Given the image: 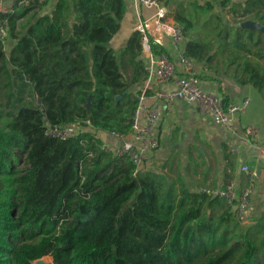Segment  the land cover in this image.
Segmentation results:
<instances>
[{
  "label": "trees",
  "instance_id": "1",
  "mask_svg": "<svg viewBox=\"0 0 264 264\" xmlns=\"http://www.w3.org/2000/svg\"><path fill=\"white\" fill-rule=\"evenodd\" d=\"M162 1L198 65L264 97V34L240 25L264 24V0ZM49 4L14 0L0 11L9 23L0 38V264H264V215L240 222L224 197L161 170L133 178L131 160L103 148L99 131L131 136L145 77L140 31L121 61L108 45L126 0ZM70 125L77 135H46Z\"/></svg>",
  "mask_w": 264,
  "mask_h": 264
},
{
  "label": "built area",
  "instance_id": "2",
  "mask_svg": "<svg viewBox=\"0 0 264 264\" xmlns=\"http://www.w3.org/2000/svg\"><path fill=\"white\" fill-rule=\"evenodd\" d=\"M8 2L11 5L14 0H0V11L9 10L12 5L7 7ZM135 2L138 6L154 10L136 26V30L142 35L141 58L145 77L142 87L136 93L137 103L131 119V136L112 132L120 142L116 146L103 143V148L119 157H128L134 165L132 177L137 178L148 169L149 159L159 147L158 128L164 115L161 102L170 107L176 98H180L197 107L213 123L230 131L233 137L227 150L231 154H241L243 146L254 143L258 136V127L255 125H247L242 132L235 126L237 115L245 112L249 99L225 104L217 88L203 87L198 64L185 50L184 28L171 14V3L162 0ZM8 30V21L1 20L2 40L8 36ZM165 38L169 39L173 52L153 51L151 44L162 46ZM170 83L176 85L174 89L163 87ZM79 131V127L75 125L46 127L47 136L59 139L75 136ZM242 170L247 174L250 183L240 193L236 190L235 182H230L225 187H199L197 191L224 197L227 204L237 206V219L245 223L248 220L246 212L251 202L257 173L248 163L242 165Z\"/></svg>",
  "mask_w": 264,
  "mask_h": 264
},
{
  "label": "crops",
  "instance_id": "3",
  "mask_svg": "<svg viewBox=\"0 0 264 264\" xmlns=\"http://www.w3.org/2000/svg\"><path fill=\"white\" fill-rule=\"evenodd\" d=\"M7 5L12 4L8 2ZM126 5L121 29L113 38L118 39L116 46L120 44L121 47L136 26L154 12L138 6L135 0H126ZM162 47L173 52L168 38L164 39ZM198 67L204 88H217L228 103L249 99L245 112L237 115L235 126L242 132L247 125H255L258 136L254 143L243 146L241 154H231L227 150L233 137L230 131L213 123L197 107L180 98H176L170 107L162 101L164 115L158 128L159 147L151 155L148 169L167 172L174 178L181 177L186 186L195 191L199 187H225L235 182L236 190L240 193L250 183L242 170V165L248 163L255 168L257 176L247 218L251 220L264 215V97L252 84H241L200 64ZM142 85L143 82L137 86L138 90ZM175 86L170 83L163 87L174 89ZM98 134L104 143L112 146L120 142L112 133L99 131Z\"/></svg>",
  "mask_w": 264,
  "mask_h": 264
},
{
  "label": "rangeland",
  "instance_id": "4",
  "mask_svg": "<svg viewBox=\"0 0 264 264\" xmlns=\"http://www.w3.org/2000/svg\"><path fill=\"white\" fill-rule=\"evenodd\" d=\"M57 0H55V2H56ZM54 2V0H51V4H49V5H47V6H45V10L46 11H48V10H50V8H51V6H52V4L53 3H55ZM228 19L232 22V21H234V19L232 18V16H228ZM235 24H238L239 25V23H235ZM117 40L118 39H113V40H111L110 42H108V45L109 46H111V47H114V49H115V51H116V55H117V58H118V60L119 61H121V58H122V48L124 47V46H119L120 44H118L117 46H116V42H117ZM115 45V46H114ZM123 45V44H122ZM120 47V48H119ZM15 154H16V165H17V168H19L21 171L22 170H24L25 169V167H26V165H27V163H26V159H25V154L20 150V148L19 149H16L15 150ZM50 258V261H51V257H49Z\"/></svg>",
  "mask_w": 264,
  "mask_h": 264
},
{
  "label": "water",
  "instance_id": "5",
  "mask_svg": "<svg viewBox=\"0 0 264 264\" xmlns=\"http://www.w3.org/2000/svg\"><path fill=\"white\" fill-rule=\"evenodd\" d=\"M240 25L242 27H246V28H250V29H257L264 34V24L261 22H258V21L252 20V19H248V20H244L243 22H241ZM119 97L120 96H118V98ZM38 100H39V102H41L42 99L39 98ZM233 208H234V210H236L237 206L235 205V206H233ZM50 262L51 261H50L49 256H44V257H41V258L34 260L33 264H48Z\"/></svg>",
  "mask_w": 264,
  "mask_h": 264
}]
</instances>
